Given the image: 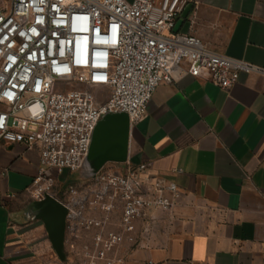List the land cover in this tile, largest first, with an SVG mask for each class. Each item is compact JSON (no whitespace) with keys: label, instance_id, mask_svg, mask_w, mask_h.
<instances>
[{"label":"crops","instance_id":"1","mask_svg":"<svg viewBox=\"0 0 264 264\" xmlns=\"http://www.w3.org/2000/svg\"><path fill=\"white\" fill-rule=\"evenodd\" d=\"M189 2L180 32L264 67V0ZM207 77L162 82L140 121L130 124L122 114L94 131L88 156L99 159L98 170L145 164L181 191L168 210L147 208L135 220V240L110 253L122 264H264V77L244 73L225 89ZM39 161L38 147L0 144V264H67L66 249L91 243L99 230L79 228L64 243L66 259L57 255L27 192ZM92 176L83 166L71 181L83 186ZM91 214L104 211L97 206ZM121 216L115 207L103 229L121 232Z\"/></svg>","mask_w":264,"mask_h":264},{"label":"built area","instance_id":"2","mask_svg":"<svg viewBox=\"0 0 264 264\" xmlns=\"http://www.w3.org/2000/svg\"><path fill=\"white\" fill-rule=\"evenodd\" d=\"M189 1L0 0V144L38 147L39 168L27 192L65 208L69 238L79 228L99 229L91 243L73 246L79 258L71 264H122L110 253L135 240V220L147 208L168 210L181 196L176 183L131 161L100 168L83 186L72 183L103 116L140 121L156 87L186 74L207 72L224 89L244 73L264 77L263 66L174 31ZM165 191L171 196L160 195ZM97 206L102 217L91 214ZM117 206L122 231H105Z\"/></svg>","mask_w":264,"mask_h":264},{"label":"water","instance_id":"3","mask_svg":"<svg viewBox=\"0 0 264 264\" xmlns=\"http://www.w3.org/2000/svg\"><path fill=\"white\" fill-rule=\"evenodd\" d=\"M192 8H193V3L188 2L185 8L183 9V11L181 12L180 17L176 21L174 27L175 32H179L185 19L188 18ZM122 114L124 113L107 114L103 116L100 123L102 121L108 120V118L113 120L116 119L121 120ZM94 137L95 134L93 135L92 141L94 140ZM98 163H100L99 159H94V158L92 159V156H87L84 163V167H87V171L89 175H94L96 173V171L98 170ZM35 205L39 208L40 215L42 216L48 228L55 252L62 260H65L66 259L64 254V229H65V216H66L65 208L61 206L58 202L50 198H46L41 201H36Z\"/></svg>","mask_w":264,"mask_h":264},{"label":"rangeland","instance_id":"4","mask_svg":"<svg viewBox=\"0 0 264 264\" xmlns=\"http://www.w3.org/2000/svg\"><path fill=\"white\" fill-rule=\"evenodd\" d=\"M66 239H68L69 243L71 242L69 237H67ZM67 243H68V242H67ZM67 243H66V244H67ZM83 244H84V243L76 244V245H79V246H78V247H79L78 249H81V246H82ZM66 257H67V260H66L67 264H71V261H72L73 259H74V260H77V259L79 258L78 255L74 254L73 251H69V249H66Z\"/></svg>","mask_w":264,"mask_h":264},{"label":"flooded vegetation","instance_id":"5","mask_svg":"<svg viewBox=\"0 0 264 264\" xmlns=\"http://www.w3.org/2000/svg\"><path fill=\"white\" fill-rule=\"evenodd\" d=\"M64 254H65V252H64Z\"/></svg>","mask_w":264,"mask_h":264}]
</instances>
